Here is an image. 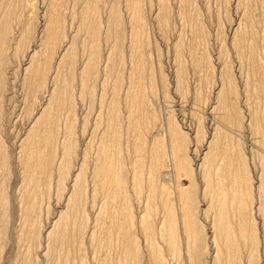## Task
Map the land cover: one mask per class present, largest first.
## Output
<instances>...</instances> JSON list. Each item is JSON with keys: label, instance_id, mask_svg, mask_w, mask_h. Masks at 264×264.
<instances>
[{"label": "rangeland", "instance_id": "1", "mask_svg": "<svg viewBox=\"0 0 264 264\" xmlns=\"http://www.w3.org/2000/svg\"><path fill=\"white\" fill-rule=\"evenodd\" d=\"M19 5L0 53V264H104L105 254L95 250L90 235L107 246L113 208L125 229L117 244L134 234L142 255L136 264H150L139 226L143 199L156 190L149 196L175 204L181 190L189 191L197 210L206 209L201 165L211 159L208 146L215 139V151L229 150L232 177L248 199L244 203L252 200L255 210L248 208L246 227L255 233L254 263L264 264V215L258 213L264 203L258 193L261 183L264 192L258 178L264 163V0H24ZM84 69L89 85L96 86L90 93L81 85ZM139 75L145 85L133 88ZM221 78L231 82L227 105L233 98L231 106L239 112L231 118L217 105ZM256 102L263 118L259 132L248 112ZM130 107L137 108L136 115ZM115 124L118 136L111 130ZM172 133L181 137L184 150L171 149ZM105 148L110 156L102 153ZM179 156L184 167L177 164ZM113 165L117 171L121 167L128 183L114 200H105L116 180ZM100 166H111L105 177L109 189H98ZM140 178L142 197L132 188ZM128 211L132 226L126 225ZM202 216L201 241L207 238L199 245L200 260L188 262L182 248L177 262L168 254L164 264H213L214 232ZM65 222L70 247L61 252L52 241L64 235ZM248 242L241 244L245 264ZM113 252L119 255L120 248Z\"/></svg>", "mask_w": 264, "mask_h": 264}, {"label": "bare ground", "instance_id": "2", "mask_svg": "<svg viewBox=\"0 0 264 264\" xmlns=\"http://www.w3.org/2000/svg\"><path fill=\"white\" fill-rule=\"evenodd\" d=\"M5 1H7V3L5 2L6 4L0 3V10L2 12L0 15V27L2 26V28H0V53H2L4 51V49H3L4 44H5L4 39L7 37L6 35L9 34V31L11 30L9 28V26L11 25L10 24L11 20L15 17V16L14 17L12 16V13H13L14 9L16 11L17 3L19 5V4H23V2H24V0H10V1L5 0ZM26 5H29V4H26ZM18 7H20V5ZM14 22H16V20ZM82 43L83 42L81 41V44ZM249 51H250V49H249ZM252 56H253V54H252ZM240 58H242V57H240ZM248 58H249V56H248ZM248 58H247V61H248ZM247 64H249V63H247ZM86 65H88V64H86ZM86 65H84V66H86ZM86 72L87 71L85 69L82 70V73L80 72V74L82 75L81 85L84 89H87V92L90 93V91H92V87L94 85L92 87L89 85V81L87 80ZM141 75H142V72H141ZM141 75L138 76V79L136 80V85H135V83H133L134 84L133 88L138 89L141 86L145 85L144 84V76L142 77ZM261 79H262V75L260 77V80ZM105 80L106 79H104V81ZM149 80L150 79H148V81ZM104 81H103V83H104ZM222 82H221L222 85H221V88L219 91L220 93L217 95L218 98L216 101L218 103L217 104L218 107L220 106L221 110H223L224 112H226L228 114V118L229 117L231 118L232 116H236V114L239 112H237L236 107L234 108L233 106H231V104L233 103L232 102L233 98L231 96H230V98H232V99L231 100L229 99L231 102L230 106L227 105V102H226L227 97L225 96V93L231 92L230 91L231 90L230 80L226 79V80H223ZM248 82H250V81L248 80ZM142 84H144V85H142ZM248 86H249V84H248ZM64 87H67L66 82L64 83ZM95 87L96 86H94L93 88H95ZM247 88H251V87L249 86ZM66 89H68V87ZM102 90H103V88H102ZM145 90H146V88H145ZM66 91H65V93H66ZM249 91H250V89H249ZM126 92H128V91H126ZM138 92H140V91H138ZM245 93H246V91H245ZM247 93H249V92L247 91ZM72 94H71V96H72ZM232 94H234V93H232ZM115 95H117V93ZM137 95H138V93H137ZM115 97H117V96H115ZM225 97H226V99H225ZM69 100H70V98H69ZM115 100H116V98H115ZM125 100H126V97H125V99H123V101L125 102ZM127 100H128L127 101L128 103L133 101L132 98L127 99ZM117 102H118V100H117ZM245 102H246V100H245ZM247 102H249V101H247ZM254 104H255V106L252 105L251 108L249 107L250 104L248 105V112H249V117H250L249 119H250V124L253 123V127H255L256 131L259 132V130L262 128V125L260 124V122H261V119H263V118H261L262 116L260 115V112H259L260 108L257 106L259 103L257 104V102H256ZM217 105H216V108H217ZM216 108L214 107V108H212V110L216 109ZM136 109H135V107H130V110H128V109L127 110L129 111L130 114L132 113L133 115H136V113H137ZM112 115H114V114H112ZM130 116H132V115H130ZM110 124H111V120H110ZM111 130H112L114 136H118V133L120 130L119 124H115L113 127H111ZM253 133H254V131H253ZM215 140H213V141L211 140L209 143V146H208L210 148V151L212 150V152H209V153H212L211 159H208L207 162L204 159V163H203V165H201V167H202L201 174H202V181H203V189H202L203 192H202L201 199H202V202L206 203V205H207L206 209L201 210V211L197 210V208H198L196 205L197 201L194 200L193 196H191V193L189 191L186 193H183L181 190V195L178 198L177 203H175V204H174V202L172 203V202H169L165 199H162L161 195H159L160 198L157 200L154 197L155 194L149 196L150 192H155L156 190H154V191L149 190L148 195L146 194L147 199H145V198L143 199L142 203H143V206L145 209L142 212V215H140L139 226H140V234L142 235V238H143L144 244H145V248L148 252V258L150 259V264H164V262L167 260L166 256L168 254L172 260H175L177 262L179 260V258H181L180 252L182 253V251H181L182 248L184 249L185 256L187 257L188 262H190V263H195V261L198 262L200 260L198 258L202 256L199 254V252L201 250V247L199 245H202L201 242H203V241H201L202 240L201 234L203 233L202 230L204 227L203 225L201 227L200 226L201 223H199L200 222L199 221L200 214H202L203 215L202 217L211 225V228L213 230L212 232H214V234H213L214 236L212 237L213 240H211L212 243H214L213 246H215V248H216V253L214 254V257H213V259H214L213 264H245L243 262V251H242L241 244L242 243H249L248 239H250L252 243H250V245H249V250L247 251L248 253L247 254L245 253L246 256L245 255L244 256L246 257L247 264H255L254 262H255V259L257 257L256 249L254 247V245H255L254 244L255 233L253 232V234H252V232L250 230H248L249 226L246 227V224L249 223V222H247L248 221L247 220V218H248V214H247L248 211L247 210H249L248 208H253V210H255V209H254V207H252V204L250 203L252 200L249 202V204L244 203V200L245 199L248 200V199H247V197L243 198L242 187H241L240 181L238 179L232 177V172H235V167L232 168L231 164L228 163V161L231 157V155L229 154V150L227 152L226 149H224L223 153H219V152L215 151V150L219 149V146H218L219 143L217 144V142H215ZM182 141L183 140L181 139V137H178L177 134L174 135L172 133V137H171V141H170V142H172V148L171 149H174L177 152L184 150V146H183ZM214 142H215V144H214ZM105 150H106V152L104 151L102 153L105 156H107L108 152H110V151H107L106 148H105ZM65 151L68 153V156L70 158V156L73 153L71 142L68 145L66 144ZM114 153H116V152H114ZM239 154H241V153L239 152ZM242 156L240 158V161L242 164L241 170L243 171V174H244V182H245L244 185H245L246 189H249L251 185H250L249 180H248V175H247L248 173H246V170H245L246 165L244 162V158H242ZM106 158H102V161H101L102 163H100V164H103L104 160ZM179 158H180V156H179ZM114 159H116V158H114ZM99 160H101V159H99ZM120 160L121 159L119 158V161ZM184 160L181 157L177 164L182 165L181 167H184V165H185ZM262 164H263V166H262L263 170L259 174L260 177L258 176L259 179L261 178V180H260L261 182L264 181L263 180L264 163H262ZM119 165H117V166H119ZM100 167L102 168V166H100ZM110 167L111 166H109V168L105 167V168L100 169V172H102V174L100 172H98V174L100 173L102 175V177L100 176L101 178H99L100 182H98V184H97L98 189H103L104 187H106L107 183L105 181L106 180L105 177H108V175H110V171H112V169ZM114 169H115V171H114ZM114 169H113V171L116 174V180L114 177L113 183L111 184V187H110V191L108 190L109 192L105 194V200L107 198H109L110 196L114 200L121 193V190L123 189L125 184L128 183L126 174L122 175L120 172L121 167H120L119 171H117V167L115 168V166H114ZM138 170H140V169H138ZM104 171H106L107 175L106 174L103 175V173H105ZM261 174H263V175H261ZM80 175H81V173L76 176V180L77 179L79 180V178L81 177ZM114 180H115V182H114ZM260 181H259V183H260ZM141 182H142L141 178L138 180H134L133 181V187H132L133 190L136 191V194H138L139 196H141V185H142ZM194 184H193V186H194ZM261 184H259V186H258L259 195H260V193L264 194ZM154 186H155V184L153 182V188L155 189ZM148 187H149V185H148ZM107 188L109 189V186ZM34 190H35V188H34ZM184 190H185V188H184ZM94 191L96 192L97 188ZM105 192L106 191L104 190V193ZM37 194L38 193H36V195ZM39 195H40V193H39ZM139 196H138V198H139ZM118 198H120V197H118ZM261 199H262V197H261ZM105 200L103 199V201H105ZM246 200H245V202H246ZM126 203H128V202H126ZM128 207L129 206L126 205V208H128ZM244 212L246 214H244ZM259 212L263 213V215H264V203H262L258 206V213ZM117 213H118V211L116 212L113 208L111 215L109 217L110 218L109 219L110 220L109 225L111 226L110 227L111 229L109 231H111V232L108 234L107 246L104 245L103 240L101 241V239L96 238L94 232H92V234L90 235L91 243L94 244L95 250H97V252L98 251L104 252L103 253V254H105V255H103V256H105L104 259H107V261L105 260L106 261L105 263H107V262H108V264H136L137 262L140 263V259L142 258V255H141L140 250L137 246L138 241L135 240L136 238L134 239V234H131V235H133V238H129L128 241L124 242L125 240H123L124 244H122L123 242L121 243V245H118L119 243L117 244L118 241H120V242L122 241L121 240V237H122L121 234H123V235L125 234V229L122 226L123 222L119 220V218L117 217ZM128 213H129V215L127 214L128 215L127 224L126 223L125 224L126 225L129 224L130 226H132V225H134V223H133L134 218L132 219L131 213L129 211H128ZM61 218L62 217L60 216L57 222H59V220H61ZM262 219H264V217H262ZM128 220H129V222H128ZM68 221H70V220H68ZM68 221H67V223H68ZM63 222H64V220H63ZM124 222H126V220ZM72 223H74V222H72ZM69 224H70V222H69ZM69 224H67V225H69ZM56 225L58 226V223H56ZM62 225H65V226H62ZM62 225H61V227L63 228V231L66 232L67 231L66 230V222L63 223ZM73 225H75V224H73ZM99 226H102V225L99 224ZM263 226H264V220H263ZM68 229H69V226H68ZM204 229H206V226ZM56 230H58V229H56ZM71 230L73 231L75 229L73 228ZM63 231H62V233H64V235H66V237H64V235H61V232L59 231L60 234H58L57 237L55 236L56 238H53V241L51 240L53 242V245L55 246V248H56V246H58L62 250L61 252H63V250L66 251V248L70 247L69 246L70 244L67 245V247H66V243L70 242V241H68V242L66 241L67 240L66 238H68L67 235L69 234V232L65 233ZM201 231H202V233H201ZM255 232L257 233V229L255 230ZM56 233H58V231H56ZM79 233H80V231H79ZM80 235H81V233H80ZM202 235H204V234H202ZM69 236H70V234H69ZM71 237L74 239L75 235H71ZM123 238H125V237L123 236ZM206 238H205V241H206ZM256 238H257V236H256ZM178 241L180 242L179 247H178V243H179ZM234 242H235V244H233ZM73 243L76 244L75 240L73 241ZM117 247L120 248V253H119V255L118 254L114 255L113 248H117ZM246 247H247V245H246ZM243 248H245V247H243ZM68 249H67V252H69ZM202 252H201V254H203ZM58 255H59V253H58ZM225 256L229 257V259L225 260V262L222 263L221 258L225 257ZM227 257H226V259H227ZM67 261H68L67 257H63V263H65ZM75 262H77V261L75 260ZM75 262H74V264H75Z\"/></svg>", "mask_w": 264, "mask_h": 264}]
</instances>
